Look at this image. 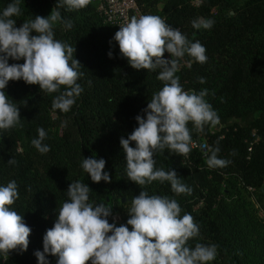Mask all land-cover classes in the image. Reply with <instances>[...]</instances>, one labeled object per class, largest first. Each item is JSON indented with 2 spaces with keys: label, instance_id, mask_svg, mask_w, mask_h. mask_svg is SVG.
<instances>
[{
  "label": "trees",
  "instance_id": "16d2710c",
  "mask_svg": "<svg viewBox=\"0 0 264 264\" xmlns=\"http://www.w3.org/2000/svg\"><path fill=\"white\" fill-rule=\"evenodd\" d=\"M96 1L80 10L61 8L63 19L71 21L72 27L54 26L55 38L75 48L74 59L83 74L77 81L83 91L70 111L54 109L52 101L59 93H45L38 85L9 81L4 89L19 107L22 126L0 130V186L16 181L19 198L11 207L32 231L27 250L13 251L8 258L0 254V264H38L34 252L43 251V235L68 200L69 184L76 181L88 185L94 206L111 207L109 223L117 216L116 226L126 224L131 201L142 190L150 196H167L180 205L181 216L192 215L199 227V235L188 245H216V258L208 264H264V217L258 216L264 215V0H199L196 6L193 0L137 3V18L160 16L191 42L199 41L208 57L200 64L185 55L176 75L185 91L207 89L205 100L223 129L213 132L206 125L197 132L188 124L192 141H205L206 158L196 149L186 157L168 149L153 156L156 169L175 170L181 183L191 189L179 195L168 181L138 186L128 180L120 138L126 139L138 127L135 117L145 115L142 110L163 82L156 78L159 69L134 70L120 58L118 44L112 40L118 30L104 24ZM12 2L0 0V13ZM55 6L56 0H20L22 14L13 17L15 26L37 15L47 17ZM203 20L214 23L210 29L193 27V22ZM163 58L171 56L165 52ZM38 128L47 133L42 142L50 147L46 154L31 144L38 138ZM216 147L220 149L217 157L230 161L226 167L209 168L205 162ZM13 158L16 163L9 164ZM83 158L104 159L103 171L111 182H92L81 167ZM46 258L56 264V257Z\"/></svg>",
  "mask_w": 264,
  "mask_h": 264
},
{
  "label": "clouds",
  "instance_id": "9594fccd",
  "mask_svg": "<svg viewBox=\"0 0 264 264\" xmlns=\"http://www.w3.org/2000/svg\"><path fill=\"white\" fill-rule=\"evenodd\" d=\"M90 3L91 0H56L47 17L37 15L19 27L13 17L22 14L20 0H13L0 13V130L15 128L21 120L19 107L4 91L9 81L22 80L27 85H38L45 93H59L52 107L64 113L76 103L83 91L77 82L83 75L79 71L81 64L74 59L75 48L55 38L54 26L60 23L65 29L72 27L71 21L63 19L61 8L80 10ZM213 23L203 20L193 22V27L210 29ZM112 40L118 44L120 58L126 59L132 69H159L156 78L163 82L162 89L142 110L145 115L135 117L138 127L126 139L120 138L128 180L138 186L168 181L175 194L190 193L175 170L156 169L153 156L168 149L186 157L195 146L188 124L203 132L206 125L219 123L217 113L205 100L207 89L199 93L185 91L176 75L185 55L194 62L206 63V48L199 41L191 42L157 15L131 17ZM165 52L171 59L163 58ZM108 56L112 58L111 51ZM9 59L23 63L9 64ZM199 82L205 81L199 78ZM37 132L38 138L31 144L39 153L46 154L50 147L42 142L47 133L43 128ZM132 142L135 147L130 146ZM219 151V147L211 150L207 158L209 168H223L230 163L217 157ZM8 163L16 161L13 158ZM105 163L102 158H83L81 167L92 182L108 183L111 180L109 173L103 171ZM89 191L88 185L80 181L69 184L68 200L60 207L53 227L43 235V251L34 252L38 264H49L48 255L57 258L56 264H208L216 258L214 244L188 245L199 235V227L192 215L181 216L182 209L175 199L150 196L142 190L131 201L126 224L116 226L107 219L111 207L104 203L94 206L89 202ZM18 198L15 180L0 186V254L5 258L13 251H26L32 231L23 216L12 210Z\"/></svg>",
  "mask_w": 264,
  "mask_h": 264
},
{
  "label": "built area",
  "instance_id": "2783aa9c",
  "mask_svg": "<svg viewBox=\"0 0 264 264\" xmlns=\"http://www.w3.org/2000/svg\"><path fill=\"white\" fill-rule=\"evenodd\" d=\"M139 0H97V13L99 17L103 20L104 24L110 25L116 30H119L120 26L125 25L131 19V15L138 14L137 3ZM199 0H193V5H198ZM213 132L223 129V126L218 123L215 126H212ZM252 135H255L253 132ZM257 141V140H256ZM195 145L192 149H196L202 155L203 158H206L208 147L206 146L205 141L202 139L201 142H193ZM207 162V159H205ZM117 217V216H115ZM117 221L113 218L115 225L119 224V218Z\"/></svg>",
  "mask_w": 264,
  "mask_h": 264
},
{
  "label": "rangeland",
  "instance_id": "374dc122",
  "mask_svg": "<svg viewBox=\"0 0 264 264\" xmlns=\"http://www.w3.org/2000/svg\"><path fill=\"white\" fill-rule=\"evenodd\" d=\"M137 16H139V14H137ZM258 216H259V218H263V217H264V215L261 214V213H259ZM114 219H115L116 221L118 220L117 217H114Z\"/></svg>",
  "mask_w": 264,
  "mask_h": 264
}]
</instances>
